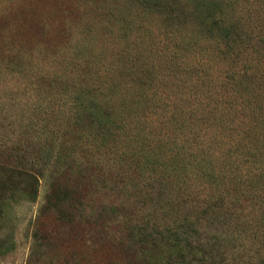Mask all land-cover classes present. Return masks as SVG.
I'll use <instances>...</instances> for the list:
<instances>
[{"label":"trees","instance_id":"16d2710c","mask_svg":"<svg viewBox=\"0 0 264 264\" xmlns=\"http://www.w3.org/2000/svg\"><path fill=\"white\" fill-rule=\"evenodd\" d=\"M77 1L84 36L61 46L1 3L0 84H8L2 75L11 84H63L76 123L70 131L105 149L93 164L112 167V190L127 193L123 175L144 204L154 201L157 228L122 231L115 214L98 210L97 253L158 258L166 250L173 262L212 264L244 227L263 246L264 0ZM0 169L30 203L51 173L1 161ZM86 185L79 180V189ZM4 197L0 258L15 246ZM62 202L43 203L30 221L31 253H43L46 216L85 230L88 222Z\"/></svg>","mask_w":264,"mask_h":264},{"label":"rangeland","instance_id":"374dc122","mask_svg":"<svg viewBox=\"0 0 264 264\" xmlns=\"http://www.w3.org/2000/svg\"><path fill=\"white\" fill-rule=\"evenodd\" d=\"M1 3L3 10L6 6L12 7L26 22L44 31L60 46L78 45L84 36L77 0H0ZM63 53L62 60L68 52L63 50ZM58 68L62 65L58 64ZM8 76H1L8 84H0V161L42 168L51 173L44 176L38 198L30 203L17 192L15 177L0 169V194H5V202L9 205L7 213L15 242L13 251L1 257L0 264H188V260L186 263L171 261L166 250H158L161 254L154 255L158 258L97 253L92 229L98 210L110 220L115 214L114 222L122 231L133 223L157 228L161 218L148 208L154 201L144 204L145 199L142 201L138 190L130 189L133 186L126 183L123 175L118 180L125 184L127 193L112 190V167L104 162L100 166L93 164L99 155H108L105 149L98 151L90 137L80 138L77 132H71L76 130V123L68 120L72 104L65 95L63 84H11L12 79ZM72 134H76V140ZM80 164H86L82 175L77 170L82 167ZM80 179L87 185L79 189ZM1 188H9V191L4 192ZM129 189L131 193H128ZM49 200L68 204L72 208L65 211L74 213V219L88 223H85V230L80 231L78 225L63 227L62 221H55L53 215L46 216L40 243L43 253H31L30 221L40 206ZM77 211L80 213L76 216ZM240 232H243L240 239L230 244L224 242V246L218 248L212 264L258 262L261 253L264 254V245L253 243V228L244 227ZM191 260L193 264H202L196 257Z\"/></svg>","mask_w":264,"mask_h":264}]
</instances>
